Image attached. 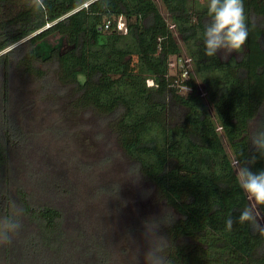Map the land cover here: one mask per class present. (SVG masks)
<instances>
[{
  "label": "trees",
  "instance_id": "16d2710c",
  "mask_svg": "<svg viewBox=\"0 0 264 264\" xmlns=\"http://www.w3.org/2000/svg\"><path fill=\"white\" fill-rule=\"evenodd\" d=\"M207 2L44 0L46 9L37 12L31 0H0V217L12 214L13 203L23 210L21 230L0 245V264L112 258L99 234L81 226L61 160L50 165L44 151L29 149L32 132L12 100L16 73L48 82L55 100L71 90L70 109L109 121L132 169L167 209L160 222L167 241L156 253L163 264H264V232L239 222L250 207L264 225V205L237 182L238 167L254 152L252 134L264 128V0H244L249 36L227 59L204 55ZM120 16L126 32L117 29ZM183 54L195 71L183 81L192 87L186 93L170 72L172 57ZM250 167L264 170V157ZM149 215L135 216L147 223Z\"/></svg>",
  "mask_w": 264,
  "mask_h": 264
},
{
  "label": "rangeland",
  "instance_id": "374dc122",
  "mask_svg": "<svg viewBox=\"0 0 264 264\" xmlns=\"http://www.w3.org/2000/svg\"><path fill=\"white\" fill-rule=\"evenodd\" d=\"M50 72L53 80V68ZM170 72L177 74V68L171 67ZM43 86L45 94L40 92ZM198 86L200 94L206 96L199 80ZM51 88L56 90L57 86ZM48 91L49 83L44 80L20 73L13 76V105L24 119L26 131L32 132L29 149L44 151L50 165L61 160L60 167H65L60 170L65 169V177L75 188V206L82 214L80 224L99 234L106 254H111L110 264H146L148 251L157 253L159 244L167 241L160 223L167 217L165 205L154 187L132 169V161L121 150L109 121L94 111L70 109L67 95L71 90L57 100ZM26 103L28 109L22 111ZM105 157L107 161L101 162ZM108 185L118 191L113 193ZM137 212L150 214L147 223L135 216Z\"/></svg>",
  "mask_w": 264,
  "mask_h": 264
},
{
  "label": "clouds",
  "instance_id": "9594fccd",
  "mask_svg": "<svg viewBox=\"0 0 264 264\" xmlns=\"http://www.w3.org/2000/svg\"><path fill=\"white\" fill-rule=\"evenodd\" d=\"M30 6L37 12L44 11V0H31ZM107 7V5H105ZM208 22L203 31L204 55L216 57L223 52V59L233 52H241L249 36L248 21L245 14L244 0H208ZM189 91V89H188ZM254 152L247 158L245 164L237 169V182L248 197L259 205H264V170L254 172L250 165L257 162V156L264 157V128L255 131L251 137ZM11 215L0 217V245L10 244L14 236L21 230L20 216L23 210L15 203ZM240 223H251L264 232L252 208H245L239 216ZM231 216L226 220V226L231 228ZM146 264H163L154 250H149L145 256Z\"/></svg>",
  "mask_w": 264,
  "mask_h": 264
},
{
  "label": "built area",
  "instance_id": "2783aa9c",
  "mask_svg": "<svg viewBox=\"0 0 264 264\" xmlns=\"http://www.w3.org/2000/svg\"><path fill=\"white\" fill-rule=\"evenodd\" d=\"M111 23H112L111 20H107L104 24V27L109 28ZM116 26L117 29H119L121 32L127 31V25L125 22V18L123 16H120L117 19ZM171 27L174 28V24H171ZM173 66L177 68L176 75L178 76V78L176 82H178L180 92L186 93L188 92V89L189 91L192 90V87L189 84L183 83L185 79H189L191 73L193 74L195 73L191 57L188 56L187 54H183L181 56H175L174 60L172 59L170 60V68ZM148 82L149 84H153V80H149Z\"/></svg>",
  "mask_w": 264,
  "mask_h": 264
}]
</instances>
